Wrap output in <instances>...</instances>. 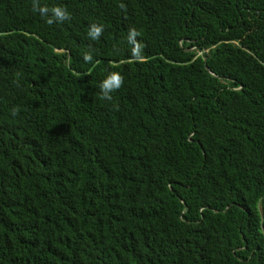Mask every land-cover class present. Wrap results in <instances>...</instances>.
<instances>
[{
  "label": "trees",
  "instance_id": "16d2710c",
  "mask_svg": "<svg viewBox=\"0 0 264 264\" xmlns=\"http://www.w3.org/2000/svg\"><path fill=\"white\" fill-rule=\"evenodd\" d=\"M36 3L71 18L0 0V264H264V0Z\"/></svg>",
  "mask_w": 264,
  "mask_h": 264
},
{
  "label": "clouds",
  "instance_id": "9594fccd",
  "mask_svg": "<svg viewBox=\"0 0 264 264\" xmlns=\"http://www.w3.org/2000/svg\"><path fill=\"white\" fill-rule=\"evenodd\" d=\"M120 7L122 9L125 8L123 4H121ZM33 10L39 11L42 16H46L49 12H51L52 17L46 20V23L48 24H52L54 22H63L71 18L66 8L61 7V6L53 7L51 9L47 7H38L36 0H33ZM102 32H103L102 25L97 26L96 24H93L90 26V31L88 35L92 39H98L101 36ZM136 35H138V33L134 29L130 30V39H132ZM91 59H92L91 55L86 54L84 56L85 61H91ZM123 79H124L123 76L120 75L118 72L109 73L108 76L101 82V85H100L101 92H102L101 98L111 100L112 97L110 93L115 90H118L122 86ZM13 114H15V110Z\"/></svg>",
  "mask_w": 264,
  "mask_h": 264
}]
</instances>
